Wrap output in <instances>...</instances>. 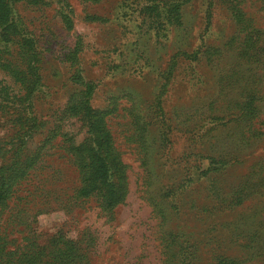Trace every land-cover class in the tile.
<instances>
[{
	"label": "rangeland",
	"instance_id": "1",
	"mask_svg": "<svg viewBox=\"0 0 264 264\" xmlns=\"http://www.w3.org/2000/svg\"><path fill=\"white\" fill-rule=\"evenodd\" d=\"M2 3L0 264H264V0Z\"/></svg>",
	"mask_w": 264,
	"mask_h": 264
},
{
	"label": "trees",
	"instance_id": "2",
	"mask_svg": "<svg viewBox=\"0 0 264 264\" xmlns=\"http://www.w3.org/2000/svg\"><path fill=\"white\" fill-rule=\"evenodd\" d=\"M4 8L2 0H0V12L1 9ZM172 10L175 11L172 16L174 20L177 19V8L172 7ZM88 89V88H87ZM82 115L86 118V123L88 128L92 130L93 134L101 139V143L109 148V135L104 125L102 124L101 115L100 114H91L87 109L78 107L76 112H81ZM79 149V148H78ZM94 166L86 173L85 179L87 185L84 188H81V194H87L90 190L96 189L100 193L107 196V204H114L119 200V195L114 194L113 186L115 184V168L118 169V163L113 157L107 159L102 156L97 151L93 155ZM3 201V193L0 190V202Z\"/></svg>",
	"mask_w": 264,
	"mask_h": 264
}]
</instances>
